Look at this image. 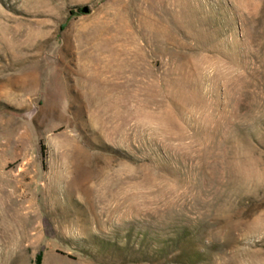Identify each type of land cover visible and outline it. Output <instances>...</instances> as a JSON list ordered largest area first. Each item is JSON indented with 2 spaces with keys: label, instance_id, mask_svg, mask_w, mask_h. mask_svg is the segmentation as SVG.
I'll return each instance as SVG.
<instances>
[{
  "label": "rangeland",
  "instance_id": "374dc122",
  "mask_svg": "<svg viewBox=\"0 0 264 264\" xmlns=\"http://www.w3.org/2000/svg\"><path fill=\"white\" fill-rule=\"evenodd\" d=\"M0 264H264V0H0Z\"/></svg>",
  "mask_w": 264,
  "mask_h": 264
},
{
  "label": "water",
  "instance_id": "95a60500",
  "mask_svg": "<svg viewBox=\"0 0 264 264\" xmlns=\"http://www.w3.org/2000/svg\"><path fill=\"white\" fill-rule=\"evenodd\" d=\"M82 11H83L84 13H88V12H89V9H88L87 7H83V8H82Z\"/></svg>",
  "mask_w": 264,
  "mask_h": 264
},
{
  "label": "bare ground",
  "instance_id": "6f19581e",
  "mask_svg": "<svg viewBox=\"0 0 264 264\" xmlns=\"http://www.w3.org/2000/svg\"><path fill=\"white\" fill-rule=\"evenodd\" d=\"M24 207H25V206H24ZM24 207H23V208H24ZM26 211H27V210H26ZM28 215H29V214H28ZM17 244H18V243H17Z\"/></svg>",
  "mask_w": 264,
  "mask_h": 264
}]
</instances>
